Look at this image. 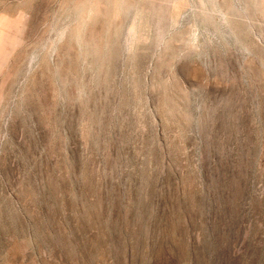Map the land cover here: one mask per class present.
<instances>
[{
  "label": "rangeland",
  "instance_id": "1",
  "mask_svg": "<svg viewBox=\"0 0 264 264\" xmlns=\"http://www.w3.org/2000/svg\"><path fill=\"white\" fill-rule=\"evenodd\" d=\"M0 264H264V0H0Z\"/></svg>",
  "mask_w": 264,
  "mask_h": 264
}]
</instances>
